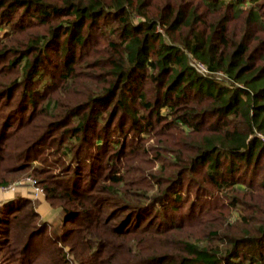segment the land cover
<instances>
[{
    "label": "trees",
    "instance_id": "obj_1",
    "mask_svg": "<svg viewBox=\"0 0 264 264\" xmlns=\"http://www.w3.org/2000/svg\"><path fill=\"white\" fill-rule=\"evenodd\" d=\"M259 135L264 0H0V264H264Z\"/></svg>",
    "mask_w": 264,
    "mask_h": 264
},
{
    "label": "rangeland",
    "instance_id": "obj_2",
    "mask_svg": "<svg viewBox=\"0 0 264 264\" xmlns=\"http://www.w3.org/2000/svg\"><path fill=\"white\" fill-rule=\"evenodd\" d=\"M222 76H223V74L218 73V79H222ZM224 79H226V78L224 77ZM249 137H252V136H249ZM149 141H150L149 144L152 143V140H149ZM145 156L146 157H144V160L148 157V155H145ZM34 164H37V162H35ZM28 179H34V180H36L31 175L25 174L23 176V178L20 179V180H18L17 182L16 181H12V182H9L6 185H1L0 186V203L2 201H6L7 196H11L13 194L15 195V197L16 196H24V197H27L29 199H32L35 202L36 207L41 202H45L46 200H45L44 191H43V194H39L38 197H35L34 194H33V192H32V186H31V184H30V182H29ZM37 184H38V182H37ZM39 186L42 188L41 185H39ZM42 190H43V188H42ZM13 198H11V199H13ZM11 199H7V201L8 200H11ZM47 208H48L47 209L48 210L47 212H45V213L40 212L41 215H42V217L46 219L45 221H48L49 223H52L53 228L55 230L60 231L61 225H62V217L60 215V208H53L50 205L47 206ZM39 211H43V210L42 209H39ZM67 226H71V225L68 224ZM71 264H75V263H71Z\"/></svg>",
    "mask_w": 264,
    "mask_h": 264
},
{
    "label": "built area",
    "instance_id": "obj_3",
    "mask_svg": "<svg viewBox=\"0 0 264 264\" xmlns=\"http://www.w3.org/2000/svg\"><path fill=\"white\" fill-rule=\"evenodd\" d=\"M193 66L195 67V69L200 72L201 74H207L208 70L205 67V65L201 62L198 61H193L192 62ZM262 139H264L263 136L259 135ZM31 186H32V192L34 194L35 197H38L39 194H43V190L42 188L37 184L36 180L34 179H28Z\"/></svg>",
    "mask_w": 264,
    "mask_h": 264
},
{
    "label": "crops",
    "instance_id": "obj_4",
    "mask_svg": "<svg viewBox=\"0 0 264 264\" xmlns=\"http://www.w3.org/2000/svg\"><path fill=\"white\" fill-rule=\"evenodd\" d=\"M13 197H15V195L13 194V195H11V196H7V198H6V200L7 199H11V198H13ZM47 202L45 201V202H41L37 207H36V209H37V211L39 212V214L41 215V213L40 212H43V213H45V212H47L48 210V208H47V206H49V204L47 203ZM39 209H42L43 211H39ZM41 217H42V215H41ZM43 218V217H42ZM44 220H46L45 218H43Z\"/></svg>",
    "mask_w": 264,
    "mask_h": 264
}]
</instances>
